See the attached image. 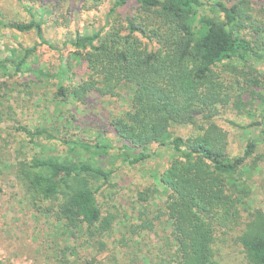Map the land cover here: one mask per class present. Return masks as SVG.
I'll return each instance as SVG.
<instances>
[{"label": "trees", "instance_id": "obj_1", "mask_svg": "<svg viewBox=\"0 0 264 264\" xmlns=\"http://www.w3.org/2000/svg\"><path fill=\"white\" fill-rule=\"evenodd\" d=\"M210 5L209 13L203 0H114L109 17L119 8H137L128 13L125 24L115 18L108 20L107 29L72 39L75 57L87 62V68L78 82L60 84L56 93L63 101L84 104L93 93L116 96L127 89L130 108L111 124L123 148L132 151L129 161L150 158L153 144L173 150L158 175L168 191L162 208L146 206L138 215L142 225L133 224V234L150 231L166 242L158 252L147 253L142 240L132 237L140 249L135 255L145 264H224L221 243L229 239L249 264H264V207H253L247 177L254 159L255 166L260 165L256 155L264 145V95L253 91L261 112L248 127L258 126L259 132L249 138L243 155L229 153L228 133L216 118L221 106L234 102V94L240 96V105L249 88L259 87L257 77H250L245 87L240 85L239 75L246 69L237 63L264 61V22L254 18L246 0L232 5L214 0ZM31 16L28 22L9 26L35 30L46 43L43 22L33 12ZM137 34L157 40L160 46L150 49ZM36 49L26 48L18 60L13 59L17 71L34 70L28 59ZM5 66L0 58V68ZM236 84L238 88L230 87ZM175 125L194 131L173 135ZM16 129L29 142L62 139L56 124ZM16 151L11 165L15 179L34 213L51 225L48 232L56 246L48 241V257L52 250L57 263L69 264L82 247L108 251L116 217L103 213L97 193L100 181L109 182L113 171L81 156L35 152L18 158L21 152ZM156 219L169 229L166 235L155 229ZM128 241L124 238L121 243L129 245ZM90 259L86 264H101L97 256Z\"/></svg>", "mask_w": 264, "mask_h": 264}, {"label": "rangeland", "instance_id": "obj_2", "mask_svg": "<svg viewBox=\"0 0 264 264\" xmlns=\"http://www.w3.org/2000/svg\"><path fill=\"white\" fill-rule=\"evenodd\" d=\"M113 1L104 0L95 5L93 0H0V58L6 61V66L0 68V264H59L54 251L50 250L51 257H48L46 249L48 241L56 246L48 232L51 225L34 213L15 179L11 165L15 163L16 150L21 152L18 158L35 152L81 156L113 171L109 182L100 181L102 188L97 193L103 213H112L116 217L108 241L110 247L104 253L82 247L71 257L69 264H86L95 256L101 264H145L135 255L140 249L132 237L142 240V250L147 253L158 252L166 243L150 231L132 232L133 224L142 225L138 215L146 206L162 208L168 191L159 184L158 175L166 167L173 150L153 144L150 158L139 163L129 161L134 157L132 151L123 148L111 120L130 108V91L124 89L116 96L93 93L84 104L72 99L63 101L56 94L60 84L78 82L87 68V62L75 57L77 47L72 39L79 33L107 29L108 20L115 18L125 24V17L137 8H119L116 15L109 17ZM203 1L210 13V3L214 0ZM222 1L232 5L240 0ZM246 1L250 3L254 18L263 23L264 0ZM31 12L43 22L46 43L35 30L19 31L9 26L10 22L30 21ZM137 36L150 49L160 46V42L146 35ZM34 46L37 49L28 59L34 70L17 71L13 59L18 60L26 48ZM237 64L246 69L239 75L243 80L241 86L245 87L250 77H257L260 85L249 88L240 105L237 104L240 96L234 94L233 103L220 107L216 118L228 133L231 155H243L249 138L259 132L258 126L248 127L260 119L261 112L260 100L258 95L253 97V91L264 95V61ZM232 75L236 76V73ZM232 85L231 88H238L237 84ZM55 124L61 130V140L40 138L29 142L16 129L19 125ZM193 131L191 126L172 127L173 135L188 136ZM81 142L89 146L85 147ZM257 156L260 165L255 166L254 159L247 177L252 188L253 207H264V145ZM155 225L162 236L167 234L169 229L166 231L160 220L156 219ZM124 238L131 243L122 244ZM226 242L221 243L224 264H249L235 241L229 239Z\"/></svg>", "mask_w": 264, "mask_h": 264}, {"label": "built area", "instance_id": "obj_3", "mask_svg": "<svg viewBox=\"0 0 264 264\" xmlns=\"http://www.w3.org/2000/svg\"><path fill=\"white\" fill-rule=\"evenodd\" d=\"M14 264V263H13Z\"/></svg>", "mask_w": 264, "mask_h": 264}]
</instances>
